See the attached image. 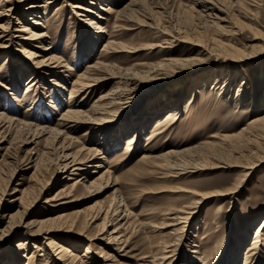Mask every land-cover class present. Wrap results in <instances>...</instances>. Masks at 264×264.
<instances>
[{
	"label": "rangeland",
	"instance_id": "obj_1",
	"mask_svg": "<svg viewBox=\"0 0 264 264\" xmlns=\"http://www.w3.org/2000/svg\"><path fill=\"white\" fill-rule=\"evenodd\" d=\"M130 1L8 0L3 6L14 10L10 19L0 20L9 23L0 40V264H242L255 235L257 249L248 264H264V125L251 122L264 115V0H208L219 8L211 11L198 0H139L126 9ZM29 2L36 4L33 13L20 9ZM73 3L91 6L94 13ZM32 19L39 23H29ZM22 24L44 36L23 38L31 33L19 30ZM150 26L165 32L159 35ZM91 35L98 38L93 45ZM109 41L123 50L101 57ZM42 56L43 68H34ZM179 58L194 59L147 76L156 63ZM98 62L103 72L84 74ZM125 72L139 87L129 84L131 98L112 105V120L103 121L110 129L105 135L90 127L97 114L90 109L100 96L123 88L117 77L102 76ZM32 77L36 82L27 84ZM88 77L101 79L70 95L72 84L89 82ZM67 105L79 107L82 115L56 140L71 137L68 152L98 142L104 146L79 170L62 167L50 131L28 133L41 125L54 128ZM203 141L211 142L206 153L187 163L205 165L178 176L166 171V160L142 158ZM37 153L42 163L35 171ZM99 169L118 183L91 185ZM75 179L78 186L52 198ZM61 198L69 203L55 207ZM117 202L119 245L107 242L114 228L109 223L100 234L102 210ZM185 206L191 211L179 213L187 217L167 224L165 210ZM77 207L99 215L82 229L57 224L44 232L32 223ZM55 240L86 254L80 260L60 255Z\"/></svg>",
	"mask_w": 264,
	"mask_h": 264
},
{
	"label": "bare ground",
	"instance_id": "obj_2",
	"mask_svg": "<svg viewBox=\"0 0 264 264\" xmlns=\"http://www.w3.org/2000/svg\"><path fill=\"white\" fill-rule=\"evenodd\" d=\"M7 1L8 0H1L0 1V20L2 18L1 16H5V15H8V19H10L9 16L11 15V13H13L12 11L14 10V8H12V6H9L7 8L3 7L4 4L6 5ZM51 1L52 0H45L44 4L47 3V5H49L48 3L51 2ZM138 1L139 0H132L124 7H126V9H127L128 6H129L130 8L133 9L134 6L138 5ZM198 2L206 10H210L211 11V10L219 9L216 5L214 7L213 6L214 4H212L208 0H198ZM72 6L75 7V8L84 9L87 12H91V13L93 12L94 13V11L92 10L91 6L90 7H88V6L84 7V6H81L79 3H73ZM100 8L101 9H105L107 11V8L104 7V6L100 7ZM109 8L110 7H108V9ZM20 9H22L24 11H27V12H30V13H33V11L36 10V4L34 2H29L28 4H26L24 7L20 8ZM18 10L19 9H17V14H19ZM124 10H125V8L119 10V12L117 13L118 17L119 16H121V17L123 16L121 13H123ZM27 12H25V13H27ZM25 13L23 12L21 14L25 15ZM210 13H212V12H210ZM209 16H210V14H209ZM212 16L217 17L216 14L212 15ZM32 17H36V15H34ZM119 19H120V17H119ZM8 22H9V20H6V23H8ZM16 22H21V21L17 20ZM30 22L32 24H38L39 23V22H37L36 20H33V19L31 21L29 20V23ZM90 22H94V21L91 20ZM97 23L96 24L94 23L95 24L94 25L95 28H98V27L100 28V26ZM8 24L5 25V23H0V40L4 36L3 33L8 30ZM26 26H27V24H24L23 27L20 28L19 30H21V31H27V30L30 31L29 29H27ZM150 27H152L154 29L153 31L156 32L159 35L162 34L163 32H165V31H163V29L160 30L159 28H157V26H150ZM30 33L31 34L28 33V34L24 35L23 38L33 39V41H34L36 38H40L41 36H44V33L42 31H40V32H31L30 31ZM81 34H79V37H82ZM91 38H92L91 44L93 45V43H95L98 38H96L95 35H91ZM25 43L26 44H34L33 42L28 41V40H25ZM1 44H2V42H0V45ZM92 45H89V46L91 47ZM104 46H105V49H104V52L101 54V57L107 56V53H109V52H116L118 50H123V48H121L119 46H116L111 41H109L107 44L105 43ZM45 48H48V47H45ZM203 50L204 49L202 48V52H203ZM23 52H25L26 53L25 55L28 56V57L35 56V54L27 51L26 48H23ZM206 53H207V51L205 49V54ZM53 58H55V57L51 56V57H49L47 59H53ZM192 59H194V58H179V59H165V60H162L161 62L156 63L155 65H153L149 69L147 76L156 77V76L160 75L161 73H163V71L166 70L164 67H167L169 65H171L173 67H177L179 64L186 65V64L190 63L192 61ZM44 62L45 61H44V58L42 56L41 59L35 60V66H33V67L34 68H38L40 66L39 68L42 69L43 68L42 66H44V64H45ZM103 65H104L103 62H98L97 66L95 64L93 65V67H89L88 66L89 68H86V73H84V74L89 76V74L91 72H93V71H99V72L101 71V72H103L102 68H100V67H103ZM91 66H92V64H91ZM19 69L20 70L22 69V72H23V66L22 65H21V67H19ZM38 71H40V69ZM128 73L129 72H125V73H123L121 75H117V76H114L112 74H107L106 75V73H105L104 76H102V79H109L111 77H117L118 81L123 84V88L119 92H113L111 95H109L110 93H108V94L100 96L101 101L99 103L95 104L90 109V111H92L93 113L97 112V114L92 117V119H94V120H93V123L90 125V127L94 128L95 130L103 129L102 131H104L105 135L110 132V129L108 130V128L106 127V123L103 122V121L109 122V120L111 118H108V117L112 116L111 110H112L113 106H116L117 102L119 103L123 99L131 98V97H129V95L131 94V92H132L131 90L132 89H130V88L128 89L127 88L129 86V84L132 83L135 86V88L139 87L137 85L138 84V80L135 78V76L131 75V73L130 74H128ZM82 76L83 77H87V76H84L83 74H82ZM35 78L36 77H34V78L32 77L27 82V84H29V85L30 84H34L36 82ZM217 78L218 77H216V79ZM100 79H98V78H89V82H86V80H85V82L84 81H80V79H78V80H76V82L79 83V85H81V86H79L78 84H77L78 85L77 86L76 84L73 83L72 84V89H70L69 93H70V95H72V93H74L75 91L78 92L82 88H87L89 85L94 84L93 83L94 81H97V80H100ZM217 81H218V79H217ZM105 97H107V99L103 100ZM67 106L68 107L66 109H64L63 113L61 114V116L59 117V119H58V121L56 123L57 125L54 128H48L47 126H44V125L42 126L41 125V126H36L34 129L31 128L28 133L32 132L33 136H35V135L37 136V134L43 133V131H47L48 130V131H50V134H51L50 136H51L52 140L55 141L58 138V135H60L61 133L63 135V129L62 128H66V130H67V129L75 127L77 125L76 123H78V120L81 117L80 115H82L80 113L81 109L79 107H75V106H72V105H67ZM91 115H92V113H91ZM89 116L90 115H88V117ZM0 117H1V119H4L2 114H0ZM78 117H79V119H78ZM7 120L6 121L9 122L8 125H11V120L12 119L8 117ZM260 121L264 125V115L257 116V117H255V118H253L251 120V122H260ZM70 138H69L68 141H64V139L62 141L56 140L58 145L55 142V143H53V146L51 147V149L56 152V157H59L60 164H62L63 165L62 167L65 168V169H69L70 167H72L71 168L72 170L83 169L84 166L88 162L94 161L95 158H98L97 156H98L99 152L104 151L103 144L101 142H98L97 143V145L99 144L98 146H83L82 145L80 148H77L74 151L68 152V151H66V148L68 146H70V144L72 143L71 140H73V139H70ZM209 143H211V142L203 141V142H200L198 145H196V147H189V148H186V149H183V150H171V149L169 150L168 149L167 152L159 154V155L149 156L148 154L147 155L144 154L142 156V158L143 159H147L149 157H151V158H162V159L167 161V163L164 164V166L167 168L166 171L169 170L174 176H176V175L178 176V175H180L182 173L193 171L195 169L200 168V166L205 165L203 163L201 164V163H198V162H191L190 164H188L187 162H188L189 159H196L199 156L201 157V155L204 153L203 151H205V153H206V148H207V145ZM85 147H86V151L82 152V150H80V149L85 148ZM38 154L39 153H37V156L35 157V159L33 158L35 160L34 161L35 171L41 166V163H42L40 161L41 158H40V156H38ZM181 157H183L184 159L180 161ZM101 159H102V157H101ZM101 162L102 161L96 162L95 165H93V169L91 171L92 172L96 171L95 170V166H101L102 165ZM100 171H101V169L97 170V172H98L97 175L94 178L93 177L91 178V179H94V180H92L90 182L91 185L94 184V185H97V187H101L102 184L109 185V183L114 184V183L117 182L116 179L114 181H111L110 180V176H107L105 178V174L107 173V170H104L103 172H100ZM79 181H78V179H75L73 182H71V185H68L65 188V190L63 189V190L58 191L57 195H55L52 198H57V197L60 198V197H62L64 195L68 194L73 186L74 187L78 186L79 183H77V182H79ZM105 185H103V186H105ZM24 190L25 189L21 190V192L22 193L25 192ZM204 197H206V196L200 197V199L197 200V201L200 202V200H202ZM60 200H61L60 202H59V200L56 201V203L54 204L55 207L59 208V206L62 207V206H64V205L69 203L68 200H65V199H62V198ZM118 208H119V205H118V202H117L112 207L109 206L107 209H103L102 210V211H105V214H104L103 219H102V228H101L100 234H103L104 232H106V230H104V228L106 227V224L109 223V225L114 226V228L109 230V232H108L109 234L107 233V235H108L106 237L107 238V242L113 243V244L117 243L119 245L120 243H122L123 240H121L122 237L121 236H117L116 233L118 231H120V228H122V227H119L118 229H116V225L118 224L119 221H117L116 216H114L116 214V211L118 210ZM89 209H91V208L88 207V209H84V208L77 207V208L72 209L70 211H67L66 209H62L61 211H59L58 213H56L54 215H50L49 214V215H47L45 217L38 218L39 220L36 218V219H34V222H32V223H34V225H35L37 230L44 231V232H51V227L53 225H57V224L65 225L67 227L78 226L80 229H82L83 227H85L86 225L89 224L90 220H95L98 217V215H99L98 212H94V211L92 212ZM109 209H111L113 211V214H108ZM100 210L101 209H98V211H100ZM180 210H182L183 212L191 211L190 209H187L186 206H185V208H181V209H170L169 208V209L165 210V212L168 213L169 215L166 214V213L165 214L167 215L166 217L171 220V222L170 223L166 222V223L167 224H176L177 222H179V220L182 217H187L186 213L183 214V215H180V213H179V212H181ZM162 214H164V213H162ZM127 216H129L128 212H127ZM41 219H43V220H41ZM262 220L264 222V217L261 219V221ZM136 225H138V226H143V225L147 226L148 224L145 223V222H138ZM243 236H245V235H243ZM257 238H259V235H255L254 238L251 239L252 240L251 245L248 247V250L246 251V253H245L244 257H243V260L241 261L242 264H248L250 262L248 260L250 255L252 253L256 252L257 243H258V240H259ZM242 240H243V237L240 238L239 243ZM54 242H56V240L53 241L52 243H54ZM54 244L58 245L57 248H58V252L59 253L61 252L60 255L70 254L69 256H72V258L76 259V260H80V258L83 259L82 256H84L86 254L85 252H83V253H81V255H77L75 253L74 249H70V246L65 245L64 243L56 242ZM86 250H88V248H86Z\"/></svg>",
	"mask_w": 264,
	"mask_h": 264
}]
</instances>
